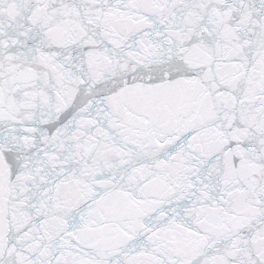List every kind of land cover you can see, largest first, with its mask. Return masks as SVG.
<instances>
[{"label":"snow or ice","instance_id":"1","mask_svg":"<svg viewBox=\"0 0 264 264\" xmlns=\"http://www.w3.org/2000/svg\"><path fill=\"white\" fill-rule=\"evenodd\" d=\"M0 264H264V0H0Z\"/></svg>","mask_w":264,"mask_h":264}]
</instances>
